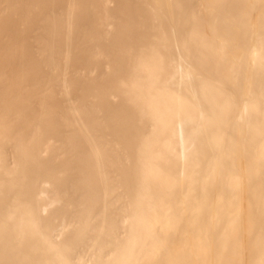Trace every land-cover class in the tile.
<instances>
[{
  "label": "bare ground",
  "instance_id": "6f19581e",
  "mask_svg": "<svg viewBox=\"0 0 264 264\" xmlns=\"http://www.w3.org/2000/svg\"><path fill=\"white\" fill-rule=\"evenodd\" d=\"M0 264H264V0H0Z\"/></svg>",
  "mask_w": 264,
  "mask_h": 264
}]
</instances>
